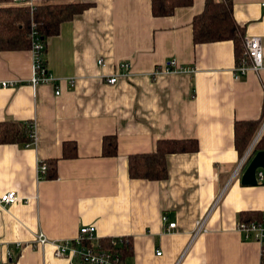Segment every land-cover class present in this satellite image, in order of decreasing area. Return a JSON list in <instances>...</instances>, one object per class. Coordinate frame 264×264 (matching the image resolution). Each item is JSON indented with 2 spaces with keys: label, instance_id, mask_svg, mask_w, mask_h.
<instances>
[{
  "label": "crops",
  "instance_id": "obj_1",
  "mask_svg": "<svg viewBox=\"0 0 264 264\" xmlns=\"http://www.w3.org/2000/svg\"><path fill=\"white\" fill-rule=\"evenodd\" d=\"M90 1L47 40L43 62L55 84L32 89L31 49L0 51V82H18L0 86V121L30 120L35 131L30 146L0 144V195L19 197L0 206V264H72L32 243L40 232L73 239L83 225L98 239L129 237L132 264H259L260 243L243 240L236 225L244 211L264 219V183L242 185L234 174L258 129L239 151L234 122L263 121L264 70L235 79L231 41L193 43L205 0L168 17H154L151 0ZM261 1L232 0L244 38L264 27ZM170 60L193 71H158ZM124 61L129 77L108 83ZM112 134L117 155L104 157L103 136ZM166 138H195L198 150L168 155L164 180L131 179L128 156ZM64 141H75V158L62 157ZM50 158L57 177L38 178L37 162ZM164 214L176 223L168 232ZM203 218L206 231L195 233Z\"/></svg>",
  "mask_w": 264,
  "mask_h": 264
},
{
  "label": "trees",
  "instance_id": "obj_2",
  "mask_svg": "<svg viewBox=\"0 0 264 264\" xmlns=\"http://www.w3.org/2000/svg\"><path fill=\"white\" fill-rule=\"evenodd\" d=\"M191 4V0H151V13L154 17L171 16L178 7ZM94 5L90 0H45L32 8L12 4L10 0H0V51H19L31 48V31L34 29L39 40L46 46L47 40L59 34L63 23ZM192 40L194 44L231 41L234 47L236 64L243 55L244 28L239 26L233 16L232 0H205L203 10L192 19ZM264 114V106H263ZM33 121H0V144L27 145L33 141ZM261 120H241L234 122V141L239 151L244 149ZM260 126V125H259ZM198 150L195 138L158 139L155 148L147 153L130 154L127 160L128 175L131 179L148 181L164 180L168 175L167 156L177 153H193ZM264 150V134L255 146V152ZM115 134L105 135L102 139L101 154L104 157L117 155ZM75 141L62 143V157L75 158ZM57 158L43 163L46 166L41 179L57 177ZM240 220L245 222L263 220L258 211H244ZM121 246L120 252L125 259L132 253L129 237ZM112 237L99 239L100 246L112 248ZM260 263L264 264V243L261 245Z\"/></svg>",
  "mask_w": 264,
  "mask_h": 264
},
{
  "label": "built area",
  "instance_id": "obj_3",
  "mask_svg": "<svg viewBox=\"0 0 264 264\" xmlns=\"http://www.w3.org/2000/svg\"><path fill=\"white\" fill-rule=\"evenodd\" d=\"M12 4L25 5L30 8L33 7L32 0H10ZM261 7L264 9V0L260 3ZM31 50L34 55L33 66H32V76L30 79V84L33 90L38 85L41 84H55L56 78L52 73L48 71L44 62L43 54L45 51V44L39 40V37L34 29L31 31ZM264 27L260 34L253 35L243 40V55L241 61L235 65L233 70V76L235 79L240 78L248 72H253L259 74L260 71L264 70ZM98 63L102 64V60L99 59ZM130 63L120 62L116 66V70L112 76L107 79V82L114 84L120 77H129L130 75ZM174 70L192 72L191 68H176V63L174 60H170L165 66L158 70L162 72H171ZM156 71V72H158ZM17 81H1L0 86L2 87H13L17 84ZM59 94V90L55 91ZM33 127V141L27 146L35 143V131L34 122H32ZM264 134V119L261 122L251 144L245 151L244 155L238 162V166L234 174L238 175L243 172L245 167L248 165L249 161L255 154V146L261 136ZM46 166L42 161H38L36 164V174L38 178L45 172ZM256 182L264 183V169L257 168ZM19 199L18 195L14 191H8L0 195V206H7L12 203L17 202ZM162 222L166 224L165 230L171 231L175 228V222H169L167 216L162 215ZM236 230L241 234L242 239L245 241H254L262 245L264 243V219L261 221H238L236 225ZM200 231L205 232V219H200L196 221L195 233ZM126 238L112 237L111 244L112 248H105L100 246L99 239L95 235V227L93 225H83L79 228L78 234L73 239L65 240H48L44 234L41 232L35 235L33 245L39 247H44L46 244H50L54 247L55 256L66 257L72 264H132L122 258L120 249L123 244H125ZM22 244H17V247H21ZM161 252H157L159 255ZM261 264V263H259Z\"/></svg>",
  "mask_w": 264,
  "mask_h": 264
},
{
  "label": "water",
  "instance_id": "obj_4",
  "mask_svg": "<svg viewBox=\"0 0 264 264\" xmlns=\"http://www.w3.org/2000/svg\"><path fill=\"white\" fill-rule=\"evenodd\" d=\"M262 168L264 169V150L256 151L248 165L242 172L241 175V184L242 185H256V169Z\"/></svg>",
  "mask_w": 264,
  "mask_h": 264
}]
</instances>
